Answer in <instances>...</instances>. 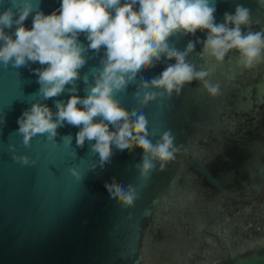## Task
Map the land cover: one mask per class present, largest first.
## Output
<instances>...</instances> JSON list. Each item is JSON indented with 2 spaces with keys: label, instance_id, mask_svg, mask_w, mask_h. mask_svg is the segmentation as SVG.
<instances>
[{
  "label": "water",
  "instance_id": "95a60500",
  "mask_svg": "<svg viewBox=\"0 0 264 264\" xmlns=\"http://www.w3.org/2000/svg\"><path fill=\"white\" fill-rule=\"evenodd\" d=\"M59 3L34 0V7L48 15ZM238 3L259 21L254 30L264 28V9L255 0H216L217 22L225 12L234 13ZM8 6L9 0H0V11ZM25 27L31 29V16ZM205 37L197 32L173 43L183 50L189 39ZM79 39L87 45L83 34ZM200 49L197 45L188 59L198 69L215 67L211 79L221 83V95L210 99L194 81L179 97L161 93L143 109L148 138L155 143L170 130L182 148L174 163L153 171L147 182L134 167L140 163L139 149H113L111 163L100 169L89 142L76 146L79 129L72 126L57 130L55 144L37 135L24 147L16 133L22 112L34 102L55 112V100L66 103L69 94L47 101L35 95L39 85L29 67L39 68L38 63L0 66V116L6 120L0 128V264H264V67L242 73L234 53L214 65L199 57ZM102 54L103 49L99 55L89 51L81 76ZM163 68L161 63L143 75L151 79ZM77 87L83 98L82 81ZM135 90L130 85L115 99L131 111ZM65 135L72 136L71 145L60 139ZM9 145L36 163L14 162ZM89 164L97 165L94 172ZM113 179L136 187L132 208L122 209L110 199L104 185Z\"/></svg>",
  "mask_w": 264,
  "mask_h": 264
},
{
  "label": "clouds",
  "instance_id": "9594fccd",
  "mask_svg": "<svg viewBox=\"0 0 264 264\" xmlns=\"http://www.w3.org/2000/svg\"><path fill=\"white\" fill-rule=\"evenodd\" d=\"M264 9V0H255ZM0 11V66L14 69L29 67L39 85L35 95L44 101L69 94L67 102L55 100L53 112L45 103L34 102L17 119L16 133L22 145L30 147L37 135L57 143L58 129L65 125L78 128L75 143L98 157V167L111 163L113 149L142 153L135 165L139 179L147 182L153 171L163 172L176 161L181 147L176 146L170 130L153 143L148 133V120L143 109L162 93L171 99L194 81L203 92L215 99L221 95V83L213 82L215 67L197 68L188 58L201 45V59L223 64L230 53L236 56L235 67L242 73H253L264 67V28L254 30L252 10L236 4L234 13L225 12L222 22L216 20V0H60L59 7L45 15L34 0H9ZM31 16L32 27H25ZM14 29V31H12ZM7 30V31H6ZM206 33L203 40L189 39L183 50L173 40ZM83 34L87 45L79 36ZM103 54L98 65L81 76L88 64V53ZM174 61V63H170ZM163 63L159 75L147 79L143 73ZM231 63V61H229ZM138 77L139 82H138ZM77 81H82L86 95H78ZM135 85L136 101L129 111L115 99L117 93ZM6 120L0 116V128ZM72 144V136L60 138ZM94 141V143H92ZM12 159L21 166L36 163L24 155H16L9 145ZM158 165V168H157ZM97 165L89 164L95 171ZM77 179L76 169L69 170ZM110 199L122 209H130L138 199L136 187L105 183Z\"/></svg>",
  "mask_w": 264,
  "mask_h": 264
}]
</instances>
